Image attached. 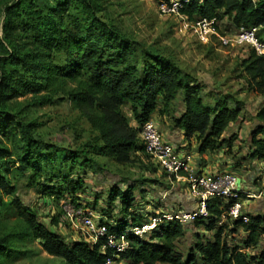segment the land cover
<instances>
[{
    "label": "trees",
    "instance_id": "16d2710c",
    "mask_svg": "<svg viewBox=\"0 0 264 264\" xmlns=\"http://www.w3.org/2000/svg\"><path fill=\"white\" fill-rule=\"evenodd\" d=\"M51 1L45 2V9L39 6L40 0H18L13 6L11 29L25 33L34 50L13 49L0 58V104L7 92H43L41 106L53 104L62 93L60 100L86 114L96 136L73 150L58 141L33 137L30 126L0 111V136L19 137L21 145L11 162L7 160L10 152L0 148V210L6 198L11 197L20 220L13 227H6L0 220V264L17 257L21 253L19 246L37 241L45 253L64 264H107L109 260L128 264H264V216L249 214L247 224L219 226L227 207L220 200L208 204L207 220L195 221L213 232L212 239L199 240L185 257L176 245L185 236V225L178 220L161 219L149 241L129 233L127 249L115 254L106 241L68 244L18 197L19 188L9 177L13 166L44 196L65 199L70 195V204L83 209L78 193L85 189V180L75 176L73 169L98 164L91 155L108 157L121 166L131 164L133 152L145 153L139 130L150 121L161 101L164 111H168L170 104L182 97L184 113L173 122L187 139H196L202 153L214 152L237 140L236 135H225L239 121L243 109L241 102L231 100L229 95L217 98L214 104L206 103L202 87L179 64L104 23L98 16L99 0ZM163 1L171 4L174 0ZM178 1L179 13L189 21L227 19L236 29H256L257 39L264 44V0ZM242 69L249 89L264 100V56L253 50L243 60ZM124 106L130 107L136 126H131L124 116ZM256 120L260 125L252 134V157L264 161V106ZM43 165L50 170L43 171ZM42 174L46 178L39 182ZM138 186L121 179L106 196L96 195L95 204L100 198L104 202L102 216L114 208L118 210L116 217L109 215L108 220L98 221L106 226L108 235L119 237L129 227L143 226L145 216L132 211L138 203L134 193L142 191ZM97 207L90 209L95 211ZM238 227L247 235L244 248L227 241V235L235 234ZM248 249H257V253L248 254Z\"/></svg>",
    "mask_w": 264,
    "mask_h": 264
},
{
    "label": "rangeland",
    "instance_id": "374dc122",
    "mask_svg": "<svg viewBox=\"0 0 264 264\" xmlns=\"http://www.w3.org/2000/svg\"><path fill=\"white\" fill-rule=\"evenodd\" d=\"M17 2L18 0H0V58L8 56L13 49L34 50L25 33L11 29V21L14 18L13 6ZM45 2L52 1L40 0L39 6L43 8ZM162 2L164 1L99 0L98 16L104 23L116 27L128 38L179 64L202 87L206 103L214 104V101L223 95H229L231 100L241 102L243 108L241 118L230 126L228 130L230 133H227L229 136L236 135L238 140L241 138L249 140L253 132L252 127L257 124L256 115L264 106V100L249 89L242 69L243 60L248 58L254 49L237 40L240 29H236L227 19L216 22L217 34L209 35L207 40L200 41L194 32L197 19L190 22L179 13L181 7L176 12L165 13L160 9ZM68 86L72 88V84ZM43 94L42 92L12 95L11 92H7L0 104V111L30 126L33 137L58 141L60 145L69 146L73 150L80 149L94 139L96 133L88 124L86 114L73 104L60 100V97L64 96L62 93L53 104L41 106L39 103ZM181 99L179 96L173 102V108H168V111H164L163 105H159L160 116H166L174 123L173 121L181 115ZM122 112L130 121V125L136 126L130 107L124 106ZM0 148L10 152L7 160L11 162L21 148L20 138L13 136L6 139L0 136ZM91 157L97 160L98 164L93 167L87 166L84 170L76 166L73 173L75 176L84 177L85 189L78 193L81 208L92 213L97 223L102 218L108 220L109 215L113 217L118 215V210L114 208L111 213L106 212L107 215L102 216L104 202L100 198L99 203L95 204L94 199L96 195L106 196L112 185L121 179L139 185L142 190L134 193L138 203L134 205L132 211L145 216L139 236L147 241L152 236L158 222L156 220L161 216H180L195 211V202L187 201L184 182L179 183L173 177H169L147 154L133 152L131 154L133 162L126 166H121L108 157L94 155ZM16 168L15 166L11 168L10 180L19 188L18 197L37 212L41 222L60 234L66 242L80 240L88 242L89 236H86L82 226L76 222L74 214L78 209L70 204V195H66L65 199L46 197L35 186H30L28 178L23 177ZM42 169L50 170L47 165H43ZM45 178V174H42L38 181L43 182ZM257 187L258 190H262L264 185L260 184ZM11 202L12 198L7 197L5 206L0 210V220L6 227L20 223ZM185 202L188 205L186 210ZM94 204L98 207L92 211L90 208L94 207ZM191 206L194 208H189ZM72 219L75 220L74 223ZM184 225L185 236L179 239L176 245L177 250L187 257L199 240L212 239L213 232L206 231L205 225L191 220L186 221ZM226 225L232 227L230 222ZM127 230L131 233L134 228L129 227ZM246 237L243 229L239 228L235 234L227 235V241L231 245L244 248L243 242ZM18 250L21 253L17 257L8 258L6 264H64L62 260L45 253L39 241L19 246ZM245 252L256 254L257 249H248Z\"/></svg>",
    "mask_w": 264,
    "mask_h": 264
},
{
    "label": "built area",
    "instance_id": "2783aa9c",
    "mask_svg": "<svg viewBox=\"0 0 264 264\" xmlns=\"http://www.w3.org/2000/svg\"><path fill=\"white\" fill-rule=\"evenodd\" d=\"M181 7L180 2L172 1L171 4L166 2L161 3V11L171 13L176 12ZM191 22V21H190ZM216 20H197L194 24V32L200 41L208 39L209 35L216 33ZM256 29L246 30L240 29L237 40L241 43H246L251 46L259 55L264 56V44L256 37ZM224 43L227 41L223 40ZM139 140L144 145V152L150 156L157 166L173 177L177 182L186 185V190L189 197L195 202L196 209L192 213H183L176 216H162L161 219L178 220L183 224L186 221H196L200 218H208L209 214L207 206L210 202L220 200L227 205L224 214L219 222L222 226L228 222H241L247 224L250 221L249 214L246 213V202L250 199H256L264 194V188L260 193L244 192L239 186L238 177L231 173L221 174H204L197 173L190 167L191 156L188 154L181 155L179 150L172 144L168 143L162 133L159 131L155 123L149 121L141 126L139 130ZM264 175V169H263ZM76 222H78L86 236H89V244H97L100 241H106L107 247L115 250V254L124 252L127 247L128 230L121 236L108 235L105 225H101L94 220L92 213L78 209L75 212ZM74 223L75 220H71ZM131 233L139 235L142 230L138 227H133ZM106 246L103 247L105 250ZM113 262L109 260L107 264Z\"/></svg>",
    "mask_w": 264,
    "mask_h": 264
},
{
    "label": "crops",
    "instance_id": "0c3cea01",
    "mask_svg": "<svg viewBox=\"0 0 264 264\" xmlns=\"http://www.w3.org/2000/svg\"><path fill=\"white\" fill-rule=\"evenodd\" d=\"M173 102L170 104L169 109L173 108ZM181 102L182 107L180 116H182L185 110L183 99H181ZM161 103H163V101L159 102V105H163L162 107H164V103ZM159 110L160 108L151 116L150 121L155 123L159 131L162 130L160 132L164 139L168 143L174 145L181 155L188 154L191 156L189 163L190 167L195 172L204 174L231 173L238 177L239 186L244 192L260 193L261 190H258L257 186L260 184L264 185V161L252 157L253 151L251 147L252 134L257 126L260 125L257 120V124L252 127L253 132L249 140L245 141L243 138L238 140L237 138V140L230 146H223V148L214 152L207 151L202 153L199 150V144L196 139L194 137L187 139L185 133L174 123L169 121L170 118L160 116ZM228 133H226L227 135L225 136L229 138L231 136H229ZM184 191H186L187 201H191V203L194 202L189 197L187 190L185 189ZM187 206L188 205L185 202V210ZM194 207H196V204ZM194 207L191 206L189 208L192 209ZM245 211L251 215L257 214L264 216V194L258 196L256 199L248 200L246 202ZM239 228L240 227H238V229ZM67 243L70 244V242Z\"/></svg>",
    "mask_w": 264,
    "mask_h": 264
}]
</instances>
